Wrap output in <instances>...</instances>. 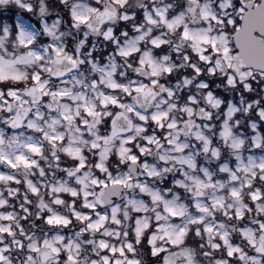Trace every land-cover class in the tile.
Segmentation results:
<instances>
[{
    "label": "snow or ice",
    "instance_id": "obj_1",
    "mask_svg": "<svg viewBox=\"0 0 264 264\" xmlns=\"http://www.w3.org/2000/svg\"><path fill=\"white\" fill-rule=\"evenodd\" d=\"M13 7L0 264H264V0Z\"/></svg>",
    "mask_w": 264,
    "mask_h": 264
},
{
    "label": "flooded vegetation",
    "instance_id": "obj_2",
    "mask_svg": "<svg viewBox=\"0 0 264 264\" xmlns=\"http://www.w3.org/2000/svg\"><path fill=\"white\" fill-rule=\"evenodd\" d=\"M52 3H55V0H51ZM16 15H21L24 16L25 19H28V15L24 13L22 10L12 8L8 12H0V24H2L4 21H7L10 24L15 23ZM33 23H37L38 26V21L32 20Z\"/></svg>",
    "mask_w": 264,
    "mask_h": 264
},
{
    "label": "clouds",
    "instance_id": "obj_3",
    "mask_svg": "<svg viewBox=\"0 0 264 264\" xmlns=\"http://www.w3.org/2000/svg\"><path fill=\"white\" fill-rule=\"evenodd\" d=\"M34 2H35V0H34ZM227 94L229 96V103H232V99H231L232 94L231 93H227Z\"/></svg>",
    "mask_w": 264,
    "mask_h": 264
}]
</instances>
